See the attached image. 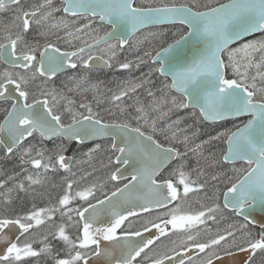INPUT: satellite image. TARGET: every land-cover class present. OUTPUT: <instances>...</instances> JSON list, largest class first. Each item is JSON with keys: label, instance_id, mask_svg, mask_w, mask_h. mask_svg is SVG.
<instances>
[{"label": "snow or ice", "instance_id": "snow-or-ice-1", "mask_svg": "<svg viewBox=\"0 0 264 264\" xmlns=\"http://www.w3.org/2000/svg\"><path fill=\"white\" fill-rule=\"evenodd\" d=\"M0 264H264V0H0Z\"/></svg>", "mask_w": 264, "mask_h": 264}, {"label": "flooded vegetation", "instance_id": "flooded-vegetation-1", "mask_svg": "<svg viewBox=\"0 0 264 264\" xmlns=\"http://www.w3.org/2000/svg\"><path fill=\"white\" fill-rule=\"evenodd\" d=\"M4 18H5V19L8 18V14H7V13L4 14ZM109 75H110V73H97V74H94V75H93V79L95 80V78L98 76L99 79L104 80V79H106L107 77H109ZM49 146H51V145H49ZM186 206H187V205H185V207H186ZM144 215H147V214H144ZM221 226H223V224H222Z\"/></svg>", "mask_w": 264, "mask_h": 264}, {"label": "rangeland", "instance_id": "rangeland-1", "mask_svg": "<svg viewBox=\"0 0 264 264\" xmlns=\"http://www.w3.org/2000/svg\"><path fill=\"white\" fill-rule=\"evenodd\" d=\"M114 78L112 76V74L109 75V77H107L106 79H104L105 83L107 84V86L109 87H114L115 85L113 83H109L110 81H112ZM230 126V125H229ZM38 199H40L42 202H44L41 198L37 197ZM19 205V204H17ZM187 207V206H186Z\"/></svg>", "mask_w": 264, "mask_h": 264}, {"label": "trees", "instance_id": "trees-1", "mask_svg": "<svg viewBox=\"0 0 264 264\" xmlns=\"http://www.w3.org/2000/svg\"><path fill=\"white\" fill-rule=\"evenodd\" d=\"M38 205H42L44 202H42L40 199H36L35 201ZM31 202L30 201H26V205L30 207ZM17 207H19V205H17Z\"/></svg>", "mask_w": 264, "mask_h": 264}, {"label": "water", "instance_id": "water-1", "mask_svg": "<svg viewBox=\"0 0 264 264\" xmlns=\"http://www.w3.org/2000/svg\"><path fill=\"white\" fill-rule=\"evenodd\" d=\"M153 231H155V230H153ZM148 234L147 233H145V236H147Z\"/></svg>", "mask_w": 264, "mask_h": 264}]
</instances>
